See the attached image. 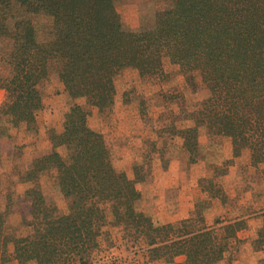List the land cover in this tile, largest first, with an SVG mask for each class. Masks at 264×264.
<instances>
[{
  "label": "trees",
  "instance_id": "16d2710c",
  "mask_svg": "<svg viewBox=\"0 0 264 264\" xmlns=\"http://www.w3.org/2000/svg\"><path fill=\"white\" fill-rule=\"evenodd\" d=\"M37 16L51 19L42 40ZM0 61L7 68L0 77L5 92L0 138L6 124L35 126L41 109L37 86L51 65L69 102H85L69 106L61 132L49 135L51 151L33 159L22 175L28 184L22 193L23 234L9 229V203L0 213V264H92L106 225L121 228L134 244L142 242L149 262L223 259L228 240L236 239L244 224L223 225L221 234L206 225L210 200L224 197L221 187L212 178L201 179L207 199L195 204L191 217L177 226L154 223L138 208L139 169L134 166L129 179L113 166L101 135L87 125V108L112 107L115 79L127 68L158 80L198 72L208 95L187 115L192 125L180 131L183 149L196 155L198 130L204 127L230 145L223 168L245 154L239 165L264 175V0H169L150 26L138 30L123 25L114 0H0ZM45 172L54 173L69 201L64 215L38 186ZM261 219L249 243L264 254V213ZM257 264H264V256Z\"/></svg>",
  "mask_w": 264,
  "mask_h": 264
},
{
  "label": "rangeland",
  "instance_id": "374dc122",
  "mask_svg": "<svg viewBox=\"0 0 264 264\" xmlns=\"http://www.w3.org/2000/svg\"><path fill=\"white\" fill-rule=\"evenodd\" d=\"M168 1L114 0V3L123 25L138 30L150 26L157 10ZM34 22L38 39L42 40L51 19L37 16ZM6 72L7 68L0 61V77ZM115 88L117 96L112 107L101 111L87 108V125L101 135L118 171L133 179V167L139 169L143 180L135 185L141 195L138 208L154 223L177 226L185 220L183 209L185 212L192 205L189 218L195 204L207 199L199 181L212 178L221 187L224 197L210 200L211 207L204 213L206 225L221 234L219 228L223 225L235 221L244 224L236 239L228 240L227 252L216 264H257L264 254L255 253L249 241L261 225L264 213V175L249 166L239 165L246 159L245 154L234 165L223 168V160L230 155V145L204 127L198 130L196 155L191 157L183 149L180 131L192 125L187 115L198 110L208 95L200 74L171 73L166 79L158 80L140 78L137 71L127 68L116 77ZM37 89L41 109L36 114L35 126L27 129L24 125L10 127L6 124V133L0 138V213L9 203L8 226L17 236L23 234L21 219L27 216L22 198L28 187L22 181L26 167L33 159L51 151L49 135L61 132L69 106L73 103L85 106L81 99L69 102L58 80L56 65L50 66ZM4 103L5 92L0 89V109ZM58 151L63 153L62 149ZM37 182L46 201L59 215L66 214L69 201L59 191L54 173L41 174ZM216 221L220 223L215 224ZM102 232L92 264L183 262L182 256L172 263L149 262L145 245L140 241L134 244L133 238L121 228L106 225Z\"/></svg>",
  "mask_w": 264,
  "mask_h": 264
},
{
  "label": "crops",
  "instance_id": "0c3cea01",
  "mask_svg": "<svg viewBox=\"0 0 264 264\" xmlns=\"http://www.w3.org/2000/svg\"><path fill=\"white\" fill-rule=\"evenodd\" d=\"M191 207H192V205H189V208L185 209V212L183 209V219H186L189 216L188 212L191 211Z\"/></svg>",
  "mask_w": 264,
  "mask_h": 264
}]
</instances>
